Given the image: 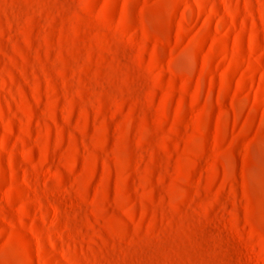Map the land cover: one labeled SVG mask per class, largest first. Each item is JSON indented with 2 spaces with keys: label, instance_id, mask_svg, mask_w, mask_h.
Returning <instances> with one entry per match:
<instances>
[{
  "label": "rangeland",
  "instance_id": "obj_1",
  "mask_svg": "<svg viewBox=\"0 0 264 264\" xmlns=\"http://www.w3.org/2000/svg\"><path fill=\"white\" fill-rule=\"evenodd\" d=\"M262 247L264 0H0V264Z\"/></svg>",
  "mask_w": 264,
  "mask_h": 264
},
{
  "label": "clouds",
  "instance_id": "obj_2",
  "mask_svg": "<svg viewBox=\"0 0 264 264\" xmlns=\"http://www.w3.org/2000/svg\"><path fill=\"white\" fill-rule=\"evenodd\" d=\"M191 47H192L191 41H189L188 43H186L184 45V49H191ZM184 49H182V51ZM171 63H172V60L170 58L169 61H168V67L167 68L153 65V68H152V82H153V85L154 86H158V82H159L161 73L164 72V71H167L168 73L171 74V77H175V76L179 77V79H180V87H181V89H183L185 84L187 83L189 77L185 73H175V72H173V70L171 68ZM221 75L223 76V74H221ZM171 77H170V79L168 81L167 90L164 93V98L165 99L167 97L168 90L171 89V83H172ZM197 87H198V81H197ZM261 250H262V252H264V247H262Z\"/></svg>",
  "mask_w": 264,
  "mask_h": 264
}]
</instances>
